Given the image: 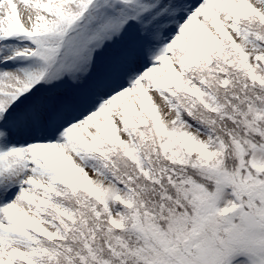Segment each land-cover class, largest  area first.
Masks as SVG:
<instances>
[{
	"label": "snow or ice",
	"instance_id": "1",
	"mask_svg": "<svg viewBox=\"0 0 264 264\" xmlns=\"http://www.w3.org/2000/svg\"><path fill=\"white\" fill-rule=\"evenodd\" d=\"M264 264V0H0V264Z\"/></svg>",
	"mask_w": 264,
	"mask_h": 264
},
{
	"label": "rangeland",
	"instance_id": "2",
	"mask_svg": "<svg viewBox=\"0 0 264 264\" xmlns=\"http://www.w3.org/2000/svg\"><path fill=\"white\" fill-rule=\"evenodd\" d=\"M243 259H245V257L242 255L236 256L230 261V264H238V262Z\"/></svg>",
	"mask_w": 264,
	"mask_h": 264
}]
</instances>
